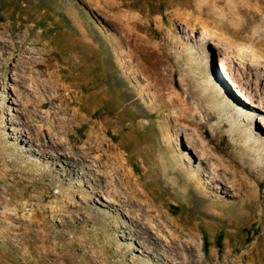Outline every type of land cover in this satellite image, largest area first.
Instances as JSON below:
<instances>
[{
    "label": "rangeland",
    "instance_id": "1",
    "mask_svg": "<svg viewBox=\"0 0 264 264\" xmlns=\"http://www.w3.org/2000/svg\"><path fill=\"white\" fill-rule=\"evenodd\" d=\"M237 88L264 96V0H0V264H264Z\"/></svg>",
    "mask_w": 264,
    "mask_h": 264
},
{
    "label": "bare ground",
    "instance_id": "2",
    "mask_svg": "<svg viewBox=\"0 0 264 264\" xmlns=\"http://www.w3.org/2000/svg\"><path fill=\"white\" fill-rule=\"evenodd\" d=\"M223 61H224V59H223ZM258 82H259V84H261V81H258ZM240 87L242 88V86H240ZM225 95H226V99H225V96H220L217 99V102H216V100H214V102L213 101H210V103L212 104V110L215 112V114L218 115L220 113H224L226 110H230V111L234 110L232 112L233 113L232 115L234 117H235V115L236 116H243V115H245L246 117L248 116L247 117L248 120H245V121H246V123H247V121H248V123H251L253 121V119H252L251 113L248 111V109L245 106H243V104L237 102V100H235V99H234V102H231V100L229 99V97L227 95V91H226V94ZM236 96L240 97V100L244 101V103L250 104L253 107H257L259 109L264 110V96L263 97H260L259 103H258L257 101H255V99L254 100H251V98L247 95V93L244 91V89L242 90L240 88H237V90H236ZM164 106L166 108H168V110L170 112L173 111L172 108L170 107V105L166 104ZM197 110L198 109H196L195 107L192 106V107L185 108V110H183V111H173L174 113H176V115H173V117H174V119L176 121H178L180 123L185 122L189 126L190 125L193 126V127L195 126L196 127V133H197V136L196 137H198V140L201 139L200 141L205 142L204 141V135L201 132V128L203 127V121L204 120L202 118L201 111H197ZM214 112H212V114ZM187 125H186V127H187ZM246 130H247V133H249L250 138H253L256 141H260L261 142V145L264 146V130L263 129H260V130L256 131L253 128H249V127L246 128L245 127V131ZM239 131H243V127L242 126L239 128ZM190 145L192 147L197 148L198 141L197 140H194L193 142L190 141ZM206 146H207V144H206ZM199 151H200V149H199ZM201 154H203L204 158L206 157L209 160H213L214 157H215L214 154L210 150H208L207 147H205V145L203 146V151L201 152ZM218 177H224V175L219 173L218 174ZM213 184L214 183H212V185Z\"/></svg>",
    "mask_w": 264,
    "mask_h": 264
}]
</instances>
